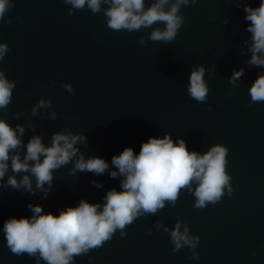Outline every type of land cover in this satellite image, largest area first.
<instances>
[{
  "label": "water",
  "instance_id": "obj_1",
  "mask_svg": "<svg viewBox=\"0 0 264 264\" xmlns=\"http://www.w3.org/2000/svg\"><path fill=\"white\" fill-rule=\"evenodd\" d=\"M151 2L145 0V6ZM244 3L259 6V0H198L183 6L186 20L175 40H146L141 45L140 37H148L151 28L113 31L102 11L93 14L85 7L69 15L64 0H11L0 20V43L10 49L0 69L16 87L7 109H0V119L12 127L24 125L25 144L31 136L42 135L47 146L52 133L66 128L83 133L88 147L76 145L80 152L85 159H105L109 171L115 170L113 155L125 147L138 154L143 142L166 133L174 142L184 139L189 151L200 154L214 144L228 149L231 197L225 190L216 204L196 209L194 195L183 189L175 206L166 202L156 214L138 217L126 227V236L117 230L103 246L76 256L74 264H264V102L251 103L249 94L264 67L247 63L251 53L244 41L251 34L246 31L250 22L244 19ZM157 26L164 27H152ZM200 64L209 86L203 103L187 92L191 69ZM241 67L244 74L233 85L229 77ZM64 83L72 84V93ZM41 98L51 99L52 106L33 116L31 108ZM52 111L55 120L48 118ZM16 113L23 115L17 119ZM29 121L34 131L27 127ZM18 151L23 158L26 148ZM72 167L70 162L54 171L47 198L39 191L33 195L0 186V264H37L35 257L11 253L3 234L5 220L31 217L29 204L59 215L81 199L103 205L108 190H121V177L110 178L108 171L99 176L70 174ZM9 175L11 169L5 182ZM32 184L35 188L34 177ZM178 217L191 235L200 237L195 249L199 259L192 258L187 246L172 251L170 232L163 227L172 229Z\"/></svg>",
  "mask_w": 264,
  "mask_h": 264
},
{
  "label": "clouds",
  "instance_id": "obj_2",
  "mask_svg": "<svg viewBox=\"0 0 264 264\" xmlns=\"http://www.w3.org/2000/svg\"><path fill=\"white\" fill-rule=\"evenodd\" d=\"M64 3L70 6L69 15L85 7L93 14L102 11L107 27L113 31L133 32L151 28L148 37H140L139 43L144 45L146 40L166 44L175 40L186 20L181 8L195 5L198 0H152L147 7L145 0H64ZM11 6V0H0V20H4ZM243 11L246 13L245 21L250 22L246 31L251 34L249 40L244 41L251 53L247 63L249 66L264 67V0H259L258 7L244 3ZM5 22L11 23V20ZM228 22L225 20L224 23ZM154 24H163L164 27H152ZM9 51L6 43H0V61ZM244 71L243 67L233 70L229 82L235 85ZM205 73L203 64L194 66L187 85L190 97L201 103L207 100L209 92ZM50 83L55 85V81ZM15 87L16 82L9 80L0 69V109L6 110L12 102ZM62 87L69 93L73 92L71 83H64ZM249 94L251 103L264 102V72L257 75ZM51 106V99L41 98L31 108V113L35 116L40 109ZM22 115L16 113L15 118L19 119ZM56 117L55 111L48 114L49 119L55 120ZM27 127L35 130L31 121ZM24 134V125L12 127L5 119H0V186L23 189L33 195L39 191L43 193L42 198H47L53 185L54 171L70 162L73 163L70 174L79 171L99 176L108 171L110 178H122L121 190H108L103 197V205L81 199L76 207L69 206L60 210L59 215H54L45 213L40 204H29L30 218L13 217L4 221L3 234L11 253L35 257L37 264L41 260L46 264H74L76 256L103 246L117 230H120L121 237L126 236V227L138 217L156 214L165 207L166 202L175 206L183 189L194 195L196 209L216 204L225 195V190L228 196L233 194L231 176L226 171L228 149L223 144H214L200 154L189 151L184 139L178 138L174 142L171 135L166 133L143 142L138 154L133 148L125 147L119 155L112 156L111 165L115 170L109 171V163L105 159L99 156L85 159L84 153L80 152L76 145L88 147L87 137L83 133L73 134L67 128L56 131L52 133L51 143L47 146L42 135L31 136L25 144L21 139ZM22 148H26L23 158L18 151ZM9 169L13 175H9L5 182L4 177ZM21 173L23 175L17 179ZM91 183L96 187L102 186L97 181ZM162 225L161 220L156 227ZM163 231L170 232L174 253L187 246L192 250V258L199 259L195 249L200 237L191 235L188 225L181 218H177L172 229L163 227Z\"/></svg>",
  "mask_w": 264,
  "mask_h": 264
}]
</instances>
